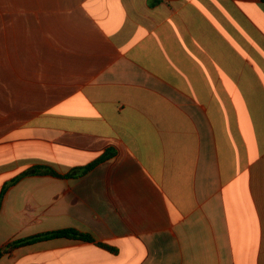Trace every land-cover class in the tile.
Masks as SVG:
<instances>
[{"label": "crops", "instance_id": "crops-1", "mask_svg": "<svg viewBox=\"0 0 264 264\" xmlns=\"http://www.w3.org/2000/svg\"><path fill=\"white\" fill-rule=\"evenodd\" d=\"M0 199L93 238L0 264H264V0H0Z\"/></svg>", "mask_w": 264, "mask_h": 264}, {"label": "trees", "instance_id": "trees-1", "mask_svg": "<svg viewBox=\"0 0 264 264\" xmlns=\"http://www.w3.org/2000/svg\"><path fill=\"white\" fill-rule=\"evenodd\" d=\"M91 167L92 166H88L86 168H83L82 170H79L78 174L80 175V174L85 173ZM43 173L56 175L57 177H70V176L76 175L74 173H70L67 175H60V174L56 173L53 169L45 167V166H35L34 168L30 169L25 174H34L35 175V174H43ZM19 179L20 178L14 180L12 183L17 182ZM4 192H5V189L2 192V196H3ZM0 208H1V199H0ZM53 238H70V239L82 240V241H92L93 240V238L91 236H89L87 234L80 233L79 231L72 230V229L44 233V234H40V235L31 237V238L16 240V241H13V242L1 247L0 248V259L7 254H11L14 250H16L19 247L31 245V244H34L36 242L49 240V239H53ZM100 246L103 247L104 249H107V250H110L113 252L116 251L114 248H112L108 245H105V244H101Z\"/></svg>", "mask_w": 264, "mask_h": 264}, {"label": "rangeland", "instance_id": "rangeland-1", "mask_svg": "<svg viewBox=\"0 0 264 264\" xmlns=\"http://www.w3.org/2000/svg\"><path fill=\"white\" fill-rule=\"evenodd\" d=\"M37 158V157H36ZM36 158H35V160H36Z\"/></svg>", "mask_w": 264, "mask_h": 264}]
</instances>
